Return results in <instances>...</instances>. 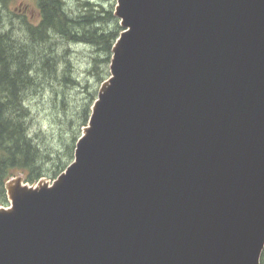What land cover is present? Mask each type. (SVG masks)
Returning <instances> with one entry per match:
<instances>
[{
  "label": "water",
  "instance_id": "1",
  "mask_svg": "<svg viewBox=\"0 0 264 264\" xmlns=\"http://www.w3.org/2000/svg\"><path fill=\"white\" fill-rule=\"evenodd\" d=\"M110 77L53 185L0 207V264H261L264 0H117Z\"/></svg>",
  "mask_w": 264,
  "mask_h": 264
},
{
  "label": "trees",
  "instance_id": "2",
  "mask_svg": "<svg viewBox=\"0 0 264 264\" xmlns=\"http://www.w3.org/2000/svg\"><path fill=\"white\" fill-rule=\"evenodd\" d=\"M14 2L0 0V206L5 207L9 204L6 186L12 178L21 175L24 182L34 185L45 177L58 178L74 160L75 142L79 138L67 145L71 161L66 164L58 160L61 155L55 159L52 148H42L38 137L31 133L29 95L45 78L58 79L57 67L62 55L61 47L57 48L60 44L55 41L93 45L96 56L92 71L98 77L102 64L111 63L113 47L122 31L113 11L91 0L82 1L83 10L79 14L68 11L65 0H33L37 8L33 19L13 12ZM14 15L21 20L18 24L13 20ZM49 44V57L44 58ZM44 62L47 66L41 69ZM65 72L62 80L75 82L71 69ZM102 77L100 82L110 76ZM49 158L53 159L49 161Z\"/></svg>",
  "mask_w": 264,
  "mask_h": 264
},
{
  "label": "rangeland",
  "instance_id": "3",
  "mask_svg": "<svg viewBox=\"0 0 264 264\" xmlns=\"http://www.w3.org/2000/svg\"><path fill=\"white\" fill-rule=\"evenodd\" d=\"M82 1L84 0H65L67 10L79 14L78 11L83 10ZM91 2L105 5L109 11H113V15L116 17L117 0H91ZM11 9L18 15H29L32 19L35 18L37 13L33 0H15L11 5ZM116 19L118 18L116 17ZM13 20L16 24L21 21L15 15ZM118 21L120 26V20L118 19ZM8 24H11L9 20ZM55 42L60 44L57 48L61 47L59 51L62 55L58 61V79L49 76L38 85L36 91L30 93L28 98V105L32 114L30 126L31 133L33 136L38 137V143L43 146L42 148H52L55 159H58V155H61L58 160H62L61 163L69 164L71 157L67 155V145L73 144L74 139L76 141L77 138H80L85 128H87L93 105L102 86L108 80L100 82V77L104 76L102 78H106L107 75H111V63H103V67L99 69L98 77L97 75L94 76L92 69L94 68L93 60L96 53L93 45L67 43L61 39ZM46 48L47 51L43 54L44 58L49 57L50 44ZM51 56L54 57L53 54ZM45 63L41 64V69L47 66ZM68 68L71 69V78L75 81L73 83L62 80ZM94 94L97 95H95V100ZM77 142L78 140L75 142V149ZM73 156L75 158V150ZM52 159L49 158V161ZM56 179L57 177H45L34 185H30L24 182L23 177L19 175L12 178L7 183L6 188L8 191L17 185L37 187L40 184H46L51 186ZM10 205L9 202L8 207Z\"/></svg>",
  "mask_w": 264,
  "mask_h": 264
},
{
  "label": "bare ground",
  "instance_id": "4",
  "mask_svg": "<svg viewBox=\"0 0 264 264\" xmlns=\"http://www.w3.org/2000/svg\"><path fill=\"white\" fill-rule=\"evenodd\" d=\"M41 186V185H40ZM40 186H37L36 188H39ZM42 187V186H41Z\"/></svg>",
  "mask_w": 264,
  "mask_h": 264
}]
</instances>
